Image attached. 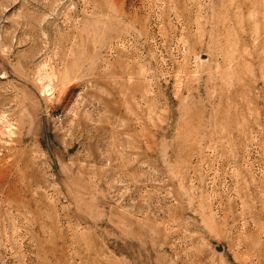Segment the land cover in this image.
<instances>
[{
    "label": "rangeland",
    "instance_id": "rangeland-1",
    "mask_svg": "<svg viewBox=\"0 0 264 264\" xmlns=\"http://www.w3.org/2000/svg\"><path fill=\"white\" fill-rule=\"evenodd\" d=\"M0 264H264V0H0Z\"/></svg>",
    "mask_w": 264,
    "mask_h": 264
}]
</instances>
